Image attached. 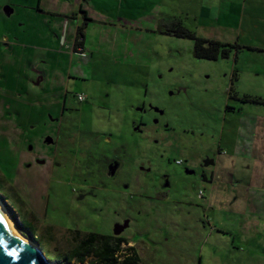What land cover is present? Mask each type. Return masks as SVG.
<instances>
[{
    "label": "rangeland",
    "instance_id": "rangeland-1",
    "mask_svg": "<svg viewBox=\"0 0 264 264\" xmlns=\"http://www.w3.org/2000/svg\"><path fill=\"white\" fill-rule=\"evenodd\" d=\"M117 3H96L103 22H87L83 52L58 44L49 53L4 50L0 19V204L52 262L69 254L73 239L113 235L128 220L124 235L140 264H264V14L256 18V9L247 24L242 2L229 9L237 22L244 16L239 33L211 28L174 1L168 12L161 2L168 15L153 25L158 32H125L126 19L136 18L132 28L152 27L143 15L156 19L158 9L139 1L130 18L125 3L113 11ZM179 27L231 44L241 36L255 49L197 59L192 40L170 33ZM18 124L33 127L32 152ZM49 135L53 145L42 144ZM30 156L45 165L26 168ZM142 165L151 171L140 173ZM162 174L169 175L164 189L155 185Z\"/></svg>",
    "mask_w": 264,
    "mask_h": 264
},
{
    "label": "crops",
    "instance_id": "crops-1",
    "mask_svg": "<svg viewBox=\"0 0 264 264\" xmlns=\"http://www.w3.org/2000/svg\"><path fill=\"white\" fill-rule=\"evenodd\" d=\"M139 1L150 3L152 6L151 8L157 6L158 17L155 19L154 12L145 13L143 16L147 18L148 21L144 19L143 23H146L145 21L151 22L152 27H141L140 29L132 28V25H129L132 24L133 21H135L134 23H138L136 18L133 20L126 19V23H121L120 25L122 26L125 24L126 27H123L125 28V32H128V29L130 32H158L155 29L156 26L160 24L161 15L163 17L168 15L166 11H170L173 1L177 2L175 5L177 11H180V9L182 11L194 9L197 13L187 11L186 14L196 19L199 17V19L204 20L206 25L210 24L211 28L231 30L239 33H241L247 26L243 23L245 20L244 16H242L240 21L237 22L238 18L235 14H231L229 9L235 8L237 5L239 7L240 2H242V12L248 14V19L246 20L247 24H250L253 21L251 13H253L256 9L260 8L261 11V13H259L260 15L256 14V18H259V16L264 14V0H235L238 3L236 2L234 4V0H182L184 2H180L181 0H0V17H2L0 19H2L1 21L4 25L5 33V36L2 39V42L5 45L4 50L11 51L13 48H44L49 53V49L53 45L58 44V46L62 49L71 47L74 52L75 31L77 27L81 26L83 23V14L86 19H89L92 22L94 27L103 22L102 10L99 8V5L96 6L97 2L103 4L104 7L107 6L108 2H118L113 7V11L116 10L119 12L123 11L122 5L125 3L124 17L130 16V18H133L139 15L131 12L133 8H137V2ZM92 2H94V5ZM161 2H164L165 5H167L165 11L166 13L164 12L160 14V8L163 6ZM225 11H227V13ZM228 12L230 13V16L228 15ZM221 16H226L228 20H231V23L226 24L221 22ZM154 24H157L155 29L153 26ZM166 24H163V26L167 27ZM88 25L89 24H86L85 28L88 27ZM114 26L117 27L119 25L115 24ZM255 27L257 26H254V28ZM161 32H164V30ZM207 40L225 43L219 41L218 37L209 38ZM84 42L85 39H83L81 52H83ZM237 44L247 48H254L251 47L253 45L249 42L242 41L241 36L238 37ZM258 49L261 48L258 47ZM76 52H79V50L77 49ZM36 75L42 79L44 71H36ZM233 77H237V74H233ZM62 104H64V102ZM31 128L33 127H30V129Z\"/></svg>",
    "mask_w": 264,
    "mask_h": 264
},
{
    "label": "trees",
    "instance_id": "trees-1",
    "mask_svg": "<svg viewBox=\"0 0 264 264\" xmlns=\"http://www.w3.org/2000/svg\"><path fill=\"white\" fill-rule=\"evenodd\" d=\"M89 21L83 14V23L75 31L74 52L78 48L82 50L84 29ZM169 31L179 38L192 40L194 42L192 55L197 59L209 61H215L218 58L224 59L228 57L231 49L240 47L196 37L192 32L186 31L181 27L175 33L171 30ZM248 101L256 102L255 100ZM14 223L21 235L33 239L38 244L36 239L25 232L26 228L24 229L22 224L15 219ZM73 240L75 243L74 248L62 259H58L56 261L58 264H69L73 260L78 264H84L87 259H89L87 264H140L137 252L134 248L127 247V242L124 239L118 238L114 240L110 236L86 234L82 238Z\"/></svg>",
    "mask_w": 264,
    "mask_h": 264
},
{
    "label": "water",
    "instance_id": "water-1",
    "mask_svg": "<svg viewBox=\"0 0 264 264\" xmlns=\"http://www.w3.org/2000/svg\"><path fill=\"white\" fill-rule=\"evenodd\" d=\"M46 144H52V139L46 142ZM37 164H44V161H39ZM112 170L111 174H114ZM168 183L165 182L163 187H167ZM114 226L113 234L117 235L125 228L128 227V221H125L120 230H116ZM25 238V237H24ZM29 240V239H28ZM24 242L17 236H14L10 230V227L0 211V264H58L57 262L48 261L44 258L41 250L37 245ZM133 244L134 242H129Z\"/></svg>",
    "mask_w": 264,
    "mask_h": 264
},
{
    "label": "flooded vegetation",
    "instance_id": "flooded-vegetation-1",
    "mask_svg": "<svg viewBox=\"0 0 264 264\" xmlns=\"http://www.w3.org/2000/svg\"><path fill=\"white\" fill-rule=\"evenodd\" d=\"M166 32V31H165ZM223 44H229V43H223ZM229 45H237V46H240V45H238L237 43H235V44H229ZM241 47V46H240ZM40 79V78H39ZM86 99V98H85ZM85 101V100H84ZM83 101V102H84ZM81 103V102H80ZM66 103H65V101H64V104H62V111H64L65 109H66ZM137 111L138 112H140V114H144L145 113V110H144V108L142 107V108H139V109H137ZM153 121V120H152ZM142 125H145V123H141ZM157 124V121L156 120H154L153 121V125H156ZM133 126V129L137 132V133H139V132H141V129L139 128V126H136V124H133L132 125ZM25 130H23L21 127H19V124L17 125V130H19V134L20 135H23V140L24 141H26L27 142V140L29 139V136H28V131H29V129L27 128V126L26 127H23ZM28 130V131H27ZM26 135V136H25ZM27 138V139H26ZM50 139H52V137H50V135L49 136H44L43 138H42V144H44V145H47V146H51V145H53V139H52V144H46V142L47 141H49ZM22 140V141H23ZM28 143V142H27ZM27 146V151L28 152H32V146H30V144L28 143V145H26ZM26 150V149H25ZM39 161H44V164H42V165H40V164H38V165H40V166H44L45 165V163H46V160H44V159H42V157H38V156H30V158H28V159H25V162H24V166L26 167V168H32L33 167V164L35 163L36 165H37V162H39ZM177 162H180V163H177ZM175 163L177 164V165H182L183 164V161L182 160H177V161H175ZM118 166H119V164L114 160V161H112L111 163H110V165H109V167H108V174L110 175V176H113L114 174H115V171L117 170V168H118ZM115 169V171H114V174H111L112 173V170H114ZM138 170H139V172L140 173H145V174H148L150 171H151V167H149V166H140L139 168H138ZM184 173H185V175H187V176H192V175H195V169H191V168H186V169H184ZM165 182H167V183H169V175L168 174H162V175H159V176H157V178H156V183L157 184H155L157 187H161V188H167V187H163L164 186V183ZM169 185V184H168ZM125 221H128V220H121L120 222H118L116 225V230L117 231H119L120 230V226L125 222ZM129 225H130V222L128 221V227H129ZM128 227L127 228H125L123 231H121L119 234H117V235H110V237H112L114 240L115 239H118V238H120V239H124L126 242H127V247H131V248H133L134 246H135V244L133 243V244H130L129 242H131V240H130V238L129 237H127V236H125L124 235V233H125V231L128 229ZM135 251H136V249H135Z\"/></svg>",
    "mask_w": 264,
    "mask_h": 264
},
{
    "label": "bare ground",
    "instance_id": "bare-ground-1",
    "mask_svg": "<svg viewBox=\"0 0 264 264\" xmlns=\"http://www.w3.org/2000/svg\"><path fill=\"white\" fill-rule=\"evenodd\" d=\"M0 211H1V213L3 214V216L5 217L7 223H8V225H9V227H10V230H11L12 234H13L14 236H17L18 238H20V239L23 240L24 242L29 243L28 240H26L24 237H22V236L18 233V231L15 229V227H14L12 221L10 220V218H9V216H8V214H7V212L5 211V209L3 208V206H2L1 204H0Z\"/></svg>",
    "mask_w": 264,
    "mask_h": 264
},
{
    "label": "built area",
    "instance_id": "built-area-1",
    "mask_svg": "<svg viewBox=\"0 0 264 264\" xmlns=\"http://www.w3.org/2000/svg\"><path fill=\"white\" fill-rule=\"evenodd\" d=\"M79 52H81V48H78ZM76 99L78 102H83L85 100V97L82 95V94H78L76 96ZM177 163H180V162H177Z\"/></svg>",
    "mask_w": 264,
    "mask_h": 264
}]
</instances>
